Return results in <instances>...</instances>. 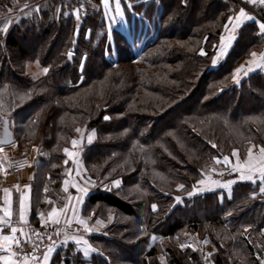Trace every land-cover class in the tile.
<instances>
[{"label": "trees", "instance_id": "obj_1", "mask_svg": "<svg viewBox=\"0 0 264 264\" xmlns=\"http://www.w3.org/2000/svg\"><path fill=\"white\" fill-rule=\"evenodd\" d=\"M130 1L134 40L109 29L102 14L78 22L63 0H0V124L9 118L17 140L38 142L44 153L32 222L65 196V149L77 129L95 133L81 145L96 182L82 213L107 225L88 235L89 258L68 243L52 264H203L206 256L212 264H264L259 182L236 181L230 197L188 194L217 159L264 147V73L235 76L264 48L259 21L243 22L214 66L225 26L240 10L235 0ZM2 204L0 190V211Z\"/></svg>", "mask_w": 264, "mask_h": 264}, {"label": "crops", "instance_id": "obj_2", "mask_svg": "<svg viewBox=\"0 0 264 264\" xmlns=\"http://www.w3.org/2000/svg\"><path fill=\"white\" fill-rule=\"evenodd\" d=\"M110 1H112V0H109V2ZM256 1H258V0H256ZM109 6H110V4H109ZM103 13L104 14L108 13V10L105 9V7L103 9ZM248 15H250V14H248ZM234 23H235V19H234ZM260 23H262V22H259V24ZM232 27H233V23L231 25V29H232ZM235 32H236V30H235ZM230 34H231V31H229L228 33L225 32L221 36V37L225 38V41H224L225 43L227 42V37ZM234 35H235V33H234ZM235 38H236V35H235ZM234 41H235V39L232 41L231 46L226 50V54L223 55L222 57H218V54H219L220 48H221V43H222L221 38H220L219 46H218L216 53L214 55V60H213L214 66H217L219 64V62L222 61L226 57V55L228 54V52L232 48ZM255 53L257 54V58H259L260 54L264 53V48L261 51L255 52ZM252 59H253V57L250 56L247 59V61L245 63H243L244 68H246V71L249 67H251L253 69L252 71L261 70L264 73V69L256 68L255 65L248 63ZM31 71H34V70L31 69ZM38 71L40 72V74L42 73V71H40L39 69H38ZM252 71H250V72H252ZM244 72L245 71L240 72L238 76L235 73V76L237 78L238 77L242 78V77L246 76L244 74ZM250 72H247V75ZM68 152L72 153V155L69 156L66 153V158H67L66 160L69 161L70 164L67 166V168L65 167V175L66 176H65V179L63 182V190L65 188H67V191L64 190L65 196L63 197L62 200L56 201L50 210H48L46 212H43V211L40 212L38 214L39 223L36 225H41V224L52 222L51 220L48 219V217H49V213H52L53 209H55L56 213L53 215V219H59L61 223L68 222V223L73 224L74 226H79L80 231L71 232L65 236H61L56 244L49 247L52 249L51 252H48L49 248H47L39 258H37L35 260L29 258L28 264H52L53 256L56 253V251L58 250V248H60L63 245H66L68 243H74L77 246V248L81 251L83 256L86 258H89L94 253V251L89 250L88 254L85 255V250L89 246L91 247V249H94V248L89 243V241L87 239L88 235L92 234V232H97L99 227H106V221L105 220L98 219V218L93 220L91 215H89V216L83 215L82 208H83V205H84V202H85L87 196L89 195V193L92 190L93 184L89 183L87 181L88 187L86 188V187L80 186L78 184V181L71 180L74 176L76 177L79 174H80V176H83V173H82V168L79 167L78 164H76L77 163V155H76L75 151L72 149H69ZM258 153H259V155H257L254 151H252L251 159H249V157H248L245 161H249L253 165L258 166V162L261 160L260 151H258ZM237 155H238V153H237ZM232 156H233V154H232ZM232 156H224L220 161L224 164V166L231 165L230 167H232V168H235L238 165H242V164H239V160L234 161L232 159ZM225 157H228L227 163L224 162ZM245 161L243 162V164L245 163ZM39 164L33 170L28 172V175L30 177H32L33 182H35L36 174H37V167L39 166ZM243 170L245 171V174H247V170L246 169H243ZM234 172L236 173L234 177L233 176L206 177L204 179V181L206 180V186H205L206 191L207 190L208 191L222 190L226 193V195L228 197H230L232 194L233 185L235 184L236 181L241 180L240 179V172L239 171H234ZM65 181H67V184H65ZM212 181H217L218 183L214 184V183H212ZM245 181H251L254 183L259 182L260 186L264 187V183H262L261 178L259 177L258 174L254 176L253 180H245ZM224 185H229V186L224 187ZM203 190H204V188H203ZM200 192H202V191H200ZM203 192H205V191H203ZM32 194H33V186L30 188H25L21 191H12V192H10V195L6 194L3 191V204L1 206V211H0V236L11 235L12 234L11 228L15 227L18 230L15 233V236L17 238H19L21 241L26 240V236H21L20 229H23V232L25 234H27V236H28L27 226L29 224H35L34 222L31 221V216H30L31 215V206H32ZM21 199H24V202H25V221L26 222L20 220V201H21ZM66 205H67L66 213H61L60 210L64 209ZM73 209H75V212L73 211ZM5 210H9L11 212L10 217L5 216ZM41 214H43V223H42ZM80 220H83L86 222L87 230L85 228V225L79 223ZM3 221H7V223H4ZM97 221H99L100 223H97ZM84 241L88 242L87 245L84 243ZM15 247L16 246L13 245L11 250L14 251ZM45 254H47L49 257L47 262H45V260H44ZM6 255H9V253H6V252L0 250V256H6ZM15 259H17V257ZM17 261H18V264H24L23 259L22 260L17 259ZM0 264H2V262H0Z\"/></svg>", "mask_w": 264, "mask_h": 264}, {"label": "snow or ice", "instance_id": "obj_3", "mask_svg": "<svg viewBox=\"0 0 264 264\" xmlns=\"http://www.w3.org/2000/svg\"><path fill=\"white\" fill-rule=\"evenodd\" d=\"M248 2L255 4L256 0H248ZM102 3H103V5H104V7L106 9L109 8V0H102ZM259 3L264 5V0H259ZM115 4H116V13H117V15L122 16L123 12H122V9L120 8V0H115ZM25 7H27V5H25ZM79 12H80V9H77L76 10L77 19H79ZM232 19L233 18L230 17L229 18V22H232ZM234 19H235V23H233V27L231 29V34L227 37V42L225 43L224 42L225 38L221 37V42L222 43H221V48H220V52L218 54V57H222L223 55L226 54V50L231 46L232 41L235 39V35H234L235 30L237 28H239L240 25L244 21L253 20L254 17L251 16V15H248L246 13V11L243 8H241L239 10V13L235 16ZM225 27H226V30H227V26H225ZM2 30L3 31H7V27L3 28ZM259 30H260L261 34H264V23H260L259 24ZM203 54L204 53L201 52V55H203ZM69 56H71V53H69ZM251 56L253 57V59L251 61H249L248 63L252 64V65H255L256 68L264 69V53H261L259 58H257V54L255 52L251 53ZM252 70L253 69L251 67H249L247 69V71L244 72V74L247 75V72H250ZM43 71H44V73H47L48 69L44 68ZM242 71H244V65H241V67L236 70V75L238 76L239 73L242 72ZM237 83H239L238 79H237ZM105 119H108V117H105ZM4 127H5V138L0 139V145L14 144L15 142L13 140H11L10 134L7 132V121H4ZM77 131L79 132L80 129H77ZM94 135H95V133L93 132L89 136V143L91 142V140H92ZM72 144L75 146L77 144V141L73 140ZM259 151L261 153V160L258 162V166L253 165L249 161H245L244 164L238 165L237 167H235L233 169L234 171H239L240 172V179L241 180H253L254 176L258 174L259 177L261 178L262 183H264V147H261L259 149ZM2 152H3V147H0V153H2ZM65 152L69 156L72 155V153H69L67 149H65ZM233 156H237V153L233 152ZM251 156H252V149H249V159H251ZM215 162L216 163H220L221 161L220 160H216ZM224 162H226V163L228 162V157L224 158ZM65 163H67V161H65ZM243 169L247 170V174H245V171ZM0 171H5L6 172V169L4 168V161L3 160H0ZM114 183L116 184V186H119L120 182L119 181H115ZM199 183L203 184V183H205V181L201 180ZM212 183L215 184V183H218V182L217 181H212ZM65 184H67V181H65ZM228 186L229 185H224V187H228ZM179 187L183 188L184 186L180 185ZM17 188H18V186H17ZM64 190L67 191V188H65ZM201 191H203V189H201ZM4 192L6 194L10 195V191L8 189H4ZM260 192L264 193V187L260 188ZM191 194L192 193H189V195H191ZM176 200L179 202L180 201V197H176ZM155 209H156V206L153 205V210H155ZM60 211H61V213H66L67 205L65 206L64 209H61ZM73 211L75 212V209H73ZM55 213H56V210L53 209V212L49 213L48 219L51 220L53 223H57L58 224V223H60V220L59 219H53V215ZM5 216L10 217L11 216V212L9 210H5ZM41 218H42V223H43V214H41ZM20 220L26 222L25 221V202H24V199H21V201H20ZM3 222L7 223V221H3ZM79 223L85 225V228L87 230V226H86V222L85 221L80 220ZM97 223H100V222L97 221ZM17 231H18L17 228L12 227L11 228V233H12L11 235H2V236H0V250L4 251L6 253H9V255L0 256V262H2V264H18V261L15 258L17 256H19L20 253L11 250L13 245H15L17 248H19V246L21 244V240L15 236V233ZM20 233H21V236H26L27 241L30 242L31 237L27 236V234H25L23 232V229H20ZM33 235H36L38 238L40 237V233H38V232L33 233ZM153 239H155V237H153ZM205 242H207V241H205ZM84 243L87 245L88 242L84 241ZM185 246L186 245H181L182 248L185 247ZM89 250L95 251V249H91V247L89 246L85 250V255L88 254ZM51 251H52V249L49 248L48 252H51ZM32 259L35 260L37 258L35 256H33ZM48 259H49L48 255L45 254V256H44L45 262H47ZM161 259H163V257ZM28 260H29L28 256L24 255V257H23L24 264H28Z\"/></svg>", "mask_w": 264, "mask_h": 264}, {"label": "built area", "instance_id": "obj_4", "mask_svg": "<svg viewBox=\"0 0 264 264\" xmlns=\"http://www.w3.org/2000/svg\"><path fill=\"white\" fill-rule=\"evenodd\" d=\"M63 1L67 6L72 5L74 12L77 9L83 8L85 5V0ZM235 1L248 7L246 3L247 0ZM100 6L101 10L103 11L104 5L102 0H100ZM258 6L262 7L264 10V5L260 4ZM255 13L264 18L262 13L257 11ZM3 151V161L6 172L0 171V190L4 191V189H8L10 192H12L21 191L30 187L33 179L28 175V172L33 170L41 162L44 156L40 144H25L16 141L14 144L4 146ZM73 227V224L68 222H60L58 224L45 223L41 225L29 224L27 226V233L28 236L31 237V240L30 242L27 241V239L23 240L21 241L19 248H14V251L20 253V255L17 256V259L22 260L24 255H27L28 258L31 259L33 256L39 258L47 248L56 244L61 236L71 233L73 231ZM35 232L40 233L39 238L36 235H33Z\"/></svg>", "mask_w": 264, "mask_h": 264}, {"label": "rangeland", "instance_id": "obj_5", "mask_svg": "<svg viewBox=\"0 0 264 264\" xmlns=\"http://www.w3.org/2000/svg\"><path fill=\"white\" fill-rule=\"evenodd\" d=\"M144 1V0H143ZM145 1H147L148 2V0H145ZM140 2V1H139ZM136 2H132V1H130V0H120V8L122 9V12H123V15L122 16H120V15H117V13H116V4H115V0H112V1H110L109 2V4H110V6H109V9H107L108 10V13L106 14H104L103 12H102V10H101V6H100V0H85V5L83 6V8H81L80 9V12H79V19H77L78 20V22H82V19L84 18V16H86V15H88L89 13H96V14H102V16H104L105 17V20H106V24H107V27L110 29V28H112V26H117V27H119L121 30H127L128 28H129V31H130V35L133 33L134 34V26H135V20H134V17L135 16H138V14L137 13H135V11L132 9V6L135 4ZM238 3V2H237ZM247 5H248V7H250V8H248V7H246V6H244V5H241V4H239V6H240V9L241 8H243L245 11H246V13L247 14H250L251 16H253L254 17V19H257L259 22H262V23H264V18L263 17H261V16H259L257 13H255L256 11L257 12H259V13H262L263 14V12H264V10L262 9V7H260V6H256V5H253L252 3H249L248 2V0H247ZM259 5H260V3H259ZM258 7L260 8V9H258ZM126 8L129 10V12H130V16H129V14H127L126 13ZM106 9V8H105ZM255 11H253V10ZM75 13H76V11H75ZM239 13V11L236 13V15ZM261 14V15H262ZM236 15H233V16H231L233 19H232V22H229V20H228V22H227V30H226V28H225V31H224V33L226 32V33H228L229 31H231L230 29H231V25H232V23H234V18H235V16ZM264 15V14H263ZM262 15V16H263ZM100 18V17H99ZM137 24H139V19H138V23ZM93 33H94V31L92 30V28L91 27H87V30H86V38L87 39H89L92 35H93ZM223 33V34H224ZM229 36V35H228ZM131 37H132V35H131ZM141 39H143V38H141ZM132 40H134L133 39V37H132ZM139 42L140 41H138V43L137 44H139ZM133 43H134V41H133ZM135 49H137V47L135 46ZM72 52H74V51H72ZM85 59H86V54L84 55V57H83V59L81 60V68H82V66H83V64H84V61H85ZM247 61V60H246ZM245 61V62H246ZM244 62V63H245ZM241 65H243V63L241 64ZM241 65H239L238 66V68L241 66ZM29 67H30V70L31 69H33L34 70V72H36L37 73V75L38 74H40V72L38 71V67H37V65H36V63H33V62H31V63H29ZM237 68V69H238ZM236 69V70H237ZM244 71H246V68H244ZM1 125H2V123L0 124V127H1ZM0 132H1V130H0ZM92 133H90V132H86L84 129H80V131L79 132H77V136L76 137H74V139L73 140H76L77 141V144L74 146L72 143H71V148H69V149H72V150H74L75 151V153H76V155H77V163L76 164H78V166L79 167H81L82 168V173H83V176H80V174L78 175V176H74L71 180H75V181H78V184L80 185V186H82V187H88V185H87V183L89 182V183H92L93 184V186L95 185V181L92 179V178H90V176L87 174V171H86V168H85V165H84V162H83V160H82V158H81V145H82V143H83V141L84 140H87V141H89V136L91 135ZM93 139V138H92ZM18 141V140H17ZM20 142H22V141H20ZM22 143H25V144H35V143H37V144H39L38 142H22ZM69 149H67V150H69ZM249 149H252V151H254L257 155H259V153H258V151H259V149L260 148H257L255 145H251L249 148H248V150H247V152H246V154H245V156H241V154H240V151H239V149H237V150H235V152H237L238 153V155L237 156H232V159L234 160V161H236V160H239V164H243V162L249 157L248 155H249ZM3 157H4V151L2 152V153H0V160H3ZM67 159V158H66ZM65 159V161H67ZM222 158H220V159H217V160H221ZM42 160H44V159H42ZM41 160V161H42ZM43 162V161H42ZM41 163V162H40ZM70 164V162L69 161H67V163H65V167L67 168V166ZM234 164V163H233ZM231 165H229V166H224V164L222 163V162H220V163H218L217 164V169H215L213 172H211V173H208V174H206L203 178H201L197 183H196V185L192 188V190L189 192V193H192L191 195H194V194H198V193H202L203 191H205V192H207L206 191V180H205V183H203V185L202 184H200L199 182L201 181V180H204L206 177H216V176H235V172L233 171V169L234 168H232V167H230ZM37 169H38V167H37ZM64 172H65V170H64ZM65 174V173H64ZM36 176H37V174H36ZM66 176V175H65ZM88 181V182H87ZM117 181H121L120 179H118ZM116 184L113 182V186H115ZM33 186V180H32V184H31V186L30 187H32ZM30 187H28V188H30ZM204 188V190L202 191V192H200L201 191V189H203ZM259 188H261V186H259ZM2 192H3V190H1ZM222 192H224V191H222ZM188 193V194H189ZM225 193V192H224ZM226 194V193H225ZM178 197H180V196H178ZM222 198H223V196H221ZM92 216V215H91ZM98 219H102L103 220V218H100V217H98ZM49 223H53V222H49ZM106 225H107V221H106ZM74 226V225H73ZM77 228V229H76ZM104 229H105V227H99L98 228V231L97 232H92V233H103L104 232ZM75 231H80V227L79 226H74L73 227V231L72 232H75ZM201 249V248H200ZM203 264H212V261H211V259L208 257V256H206V257H203Z\"/></svg>", "mask_w": 264, "mask_h": 264}, {"label": "water", "instance_id": "obj_6", "mask_svg": "<svg viewBox=\"0 0 264 264\" xmlns=\"http://www.w3.org/2000/svg\"><path fill=\"white\" fill-rule=\"evenodd\" d=\"M71 53V56H69L68 54V59H67V63L68 62H72L73 60V57H74V53L73 52H70ZM4 121H7V132L10 134V138L11 140H13L14 142L17 141L16 137H15V133L11 127V122H10V119L9 118H3L2 120V125H1V133H0V139H3L5 138V127H4ZM8 145H11V144H4V145H0L1 147H4V146H8Z\"/></svg>", "mask_w": 264, "mask_h": 264}]
</instances>
